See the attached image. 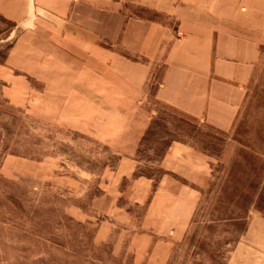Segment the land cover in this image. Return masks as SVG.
<instances>
[{
  "label": "crops",
  "instance_id": "crops-1",
  "mask_svg": "<svg viewBox=\"0 0 264 264\" xmlns=\"http://www.w3.org/2000/svg\"><path fill=\"white\" fill-rule=\"evenodd\" d=\"M0 19L8 23L0 31V43L7 41L0 97L117 155L91 199L92 212L107 215L95 224V239L111 238L130 206H144L139 231L114 238L112 250L130 251L132 264H164L171 237L191 217L192 181L207 158L173 141L156 178L138 173L149 103L231 131L259 61L264 0H0ZM20 165L40 180L53 169L49 160L3 159L13 173ZM227 264H264L263 216H252Z\"/></svg>",
  "mask_w": 264,
  "mask_h": 264
},
{
  "label": "rangeland",
  "instance_id": "rangeland-1",
  "mask_svg": "<svg viewBox=\"0 0 264 264\" xmlns=\"http://www.w3.org/2000/svg\"><path fill=\"white\" fill-rule=\"evenodd\" d=\"M7 27L0 19V31ZM6 42L0 43V61ZM149 110L138 173L156 178L173 141L207 158L192 181L198 197L191 217L171 237L164 264H227L252 216L264 217V41L231 131H217L154 100ZM8 155L49 160L52 172L40 180L20 165L13 173L3 168ZM116 162L113 150L92 137L29 118L0 97V264H132L130 251H113L112 242L139 231L144 206L129 205L127 221H117L111 238L99 242L93 235L107 215L93 213L91 199L105 188Z\"/></svg>",
  "mask_w": 264,
  "mask_h": 264
}]
</instances>
